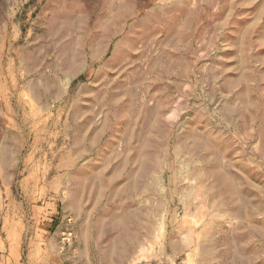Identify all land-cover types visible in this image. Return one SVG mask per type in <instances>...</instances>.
I'll use <instances>...</instances> for the list:
<instances>
[{
	"label": "rangeland",
	"instance_id": "1",
	"mask_svg": "<svg viewBox=\"0 0 264 264\" xmlns=\"http://www.w3.org/2000/svg\"><path fill=\"white\" fill-rule=\"evenodd\" d=\"M0 264H264V0H0Z\"/></svg>",
	"mask_w": 264,
	"mask_h": 264
}]
</instances>
